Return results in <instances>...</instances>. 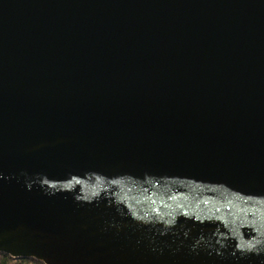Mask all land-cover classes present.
<instances>
[{"label":"water","instance_id":"1","mask_svg":"<svg viewBox=\"0 0 264 264\" xmlns=\"http://www.w3.org/2000/svg\"><path fill=\"white\" fill-rule=\"evenodd\" d=\"M0 253L264 264V0H0Z\"/></svg>","mask_w":264,"mask_h":264},{"label":"trees","instance_id":"2","mask_svg":"<svg viewBox=\"0 0 264 264\" xmlns=\"http://www.w3.org/2000/svg\"><path fill=\"white\" fill-rule=\"evenodd\" d=\"M0 264H42L31 258L13 259L9 255L0 253Z\"/></svg>","mask_w":264,"mask_h":264},{"label":"snow or ice","instance_id":"3","mask_svg":"<svg viewBox=\"0 0 264 264\" xmlns=\"http://www.w3.org/2000/svg\"><path fill=\"white\" fill-rule=\"evenodd\" d=\"M45 183H47V181H45ZM77 183H78V181H77ZM65 187H66V185H65ZM93 194H95V193H93ZM248 247H249V249H251V245H249Z\"/></svg>","mask_w":264,"mask_h":264},{"label":"clouds","instance_id":"4","mask_svg":"<svg viewBox=\"0 0 264 264\" xmlns=\"http://www.w3.org/2000/svg\"><path fill=\"white\" fill-rule=\"evenodd\" d=\"M66 187H71V185H66Z\"/></svg>","mask_w":264,"mask_h":264}]
</instances>
